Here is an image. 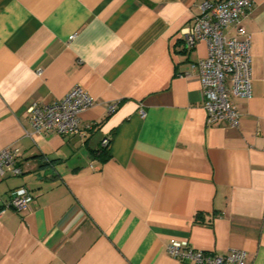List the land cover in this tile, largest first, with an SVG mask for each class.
<instances>
[{
    "label": "crops",
    "instance_id": "0c3cea01",
    "mask_svg": "<svg viewBox=\"0 0 264 264\" xmlns=\"http://www.w3.org/2000/svg\"><path fill=\"white\" fill-rule=\"evenodd\" d=\"M202 1L0 0V149L22 170L1 177L0 209L33 196L0 215V264H185L173 240L264 264V0L242 19L252 83L235 126L207 125L190 66L207 45L180 35ZM77 84L91 128L33 132L27 105Z\"/></svg>",
    "mask_w": 264,
    "mask_h": 264
},
{
    "label": "built area",
    "instance_id": "2783aa9c",
    "mask_svg": "<svg viewBox=\"0 0 264 264\" xmlns=\"http://www.w3.org/2000/svg\"><path fill=\"white\" fill-rule=\"evenodd\" d=\"M254 0H203L199 12L189 25L180 29L186 49H193L200 41L207 45L204 57L190 64L200 79L202 106L209 126L227 120L238 124L240 113L234 105V98H248L251 95L250 36L242 19L247 16ZM230 27V28H229ZM36 73L41 74V69ZM93 99L77 84L58 100L50 102L32 101L27 105L28 121L33 132H54L61 135H84L91 125H81L80 114L92 106ZM117 102L108 105L113 112ZM141 116L145 115L142 108ZM108 139L102 140L107 146ZM18 150L12 146L0 149V179L5 175L22 173L18 165ZM33 196L25 187L12 191L0 215L6 208L15 211L26 210ZM166 249L178 261L185 264H247L246 252L240 248L220 254L191 246L187 241H171Z\"/></svg>",
    "mask_w": 264,
    "mask_h": 264
},
{
    "label": "trees",
    "instance_id": "16d2710c",
    "mask_svg": "<svg viewBox=\"0 0 264 264\" xmlns=\"http://www.w3.org/2000/svg\"><path fill=\"white\" fill-rule=\"evenodd\" d=\"M107 148H108V147L106 146V147H104V148L102 149V151L106 152V154H107V152H108V151H106Z\"/></svg>",
    "mask_w": 264,
    "mask_h": 264
}]
</instances>
